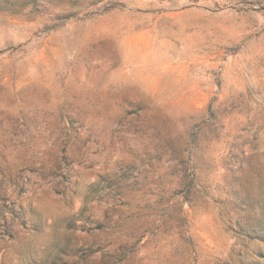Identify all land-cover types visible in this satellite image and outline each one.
Wrapping results in <instances>:
<instances>
[{"label":"rangeland","instance_id":"374dc122","mask_svg":"<svg viewBox=\"0 0 264 264\" xmlns=\"http://www.w3.org/2000/svg\"><path fill=\"white\" fill-rule=\"evenodd\" d=\"M0 264H264V0H0Z\"/></svg>","mask_w":264,"mask_h":264}]
</instances>
